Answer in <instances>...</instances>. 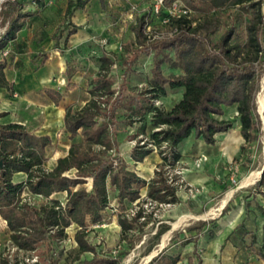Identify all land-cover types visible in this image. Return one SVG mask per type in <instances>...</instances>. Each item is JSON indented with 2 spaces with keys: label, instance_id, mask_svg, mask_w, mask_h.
Returning a JSON list of instances; mask_svg holds the SVG:
<instances>
[{
  "label": "trees",
  "instance_id": "16d2710c",
  "mask_svg": "<svg viewBox=\"0 0 264 264\" xmlns=\"http://www.w3.org/2000/svg\"><path fill=\"white\" fill-rule=\"evenodd\" d=\"M87 1L68 0L65 19L72 15L74 9L83 8ZM173 1L164 0V7H169ZM182 1L194 12L203 15L224 7L234 10L247 8L250 13L241 32H237V28L231 25L220 35L215 47L210 46L207 36V32L215 27L213 21L193 24L194 21L186 17L172 20L176 22L173 35L145 45V26L151 18L149 14L137 18L133 26L135 40L139 45L145 46L146 51L152 52L151 76L148 80L150 88L147 90L150 98L132 96L128 92L127 78L132 70L129 58L121 60V71L118 73L121 81L115 88L112 76L102 72L109 70L114 60L107 52H103L99 58L101 71L88 90L89 98L77 110L71 106L65 109L64 127L71 142L67 153L58 157L50 170L44 168L48 152L54 146L48 135H36L26 125L18 122L0 121V216L7 221L9 240L18 249L34 251L43 248L46 264H59V258H54L50 253L53 249L50 241L53 237L65 236V228L76 224V258L70 264L118 263L117 256L99 254L85 234L90 225L101 223L105 219V211L110 202L109 190L115 192L117 224L122 237L132 246L134 239L130 231L142 223V208L139 207L131 216H127L128 204L135 201L138 204L144 187L146 196L152 201L170 204L179 201L176 186L168 182L163 166L180 158L177 146L191 133L207 144H214L216 133L228 131L231 122L217 117L224 114V106L236 108L239 130L244 139L241 153L246 161H250L251 145L261 134L255 98L264 70V0ZM99 3L102 9L106 8L105 0H99ZM0 6V16L7 24L5 35L0 39V48H3L16 38V32L22 28L26 14L22 11L24 5L20 0H2ZM68 23L65 20L59 23L51 35L53 47L61 55L63 51L60 49V39ZM70 25L64 42L79 29L78 25ZM47 58L48 52L42 51L37 68L42 67ZM164 62L179 69L181 73L165 76L162 70ZM6 66V61L0 60V87L13 93L12 83L6 78ZM64 78L66 86L73 84L68 64ZM167 86L183 87V94L170 110H163L155 106L151 98L164 95ZM45 93L55 104L62 97L61 92L50 87L45 88ZM120 110L125 111L123 118H119ZM148 112H152L151 126L159 127L150 133L151 142L157 146L164 142L167 145L160 150L162 162L149 180L129 167L120 151L118 139L121 130L127 125L143 121ZM3 115L0 112V118ZM143 128L144 124L138 127V131ZM130 137L134 135L131 134ZM150 151L151 148L145 141L138 142L131 149L130 157L135 163L141 162ZM17 172L26 173L25 180L14 181L13 175ZM89 180L90 187H87L85 184ZM263 182L264 169L254 185L259 186ZM24 189L45 197L66 190V204L63 208H56L58 200L55 197L33 206L20 203ZM260 193L264 195L263 191ZM231 209L227 203L220 215L228 214ZM207 223V220H201L197 225L185 229L186 233H195L184 240V243L193 242V253L197 249L199 234ZM167 228V225H162L157 235ZM231 233L225 238V242ZM212 236L210 230L209 237ZM223 247L224 244L220 249ZM85 252L92 255L80 258ZM255 253L264 263V235L262 244L255 248ZM179 259L178 254L161 251L147 264H176ZM0 264L14 263L8 256L0 254ZM198 264H202L200 258Z\"/></svg>",
  "mask_w": 264,
  "mask_h": 264
},
{
  "label": "rangeland",
  "instance_id": "374dc122",
  "mask_svg": "<svg viewBox=\"0 0 264 264\" xmlns=\"http://www.w3.org/2000/svg\"><path fill=\"white\" fill-rule=\"evenodd\" d=\"M20 1L24 5L23 13L26 14L24 24L27 23L28 33L33 32V39L9 41L11 51L3 57L1 55L2 48H0V60H5L10 64L9 68L12 66V69H15L22 62V58L28 56L34 65L32 68L34 75H36L39 70L37 64L40 61L41 50L46 48L49 50V54L57 50L56 48H50L47 37L60 18L58 14L51 15L49 12L55 3L56 9H58L61 1ZM154 1L118 0L108 2L105 9L100 7L99 2L94 3L93 6L89 4L90 16L87 18L85 16L86 22L82 21L80 23L81 30L76 36H69L68 41L64 42V38L71 28L70 23L72 21L70 20L72 18L69 17V23L63 30L60 39V49L63 51L69 66L71 80L78 81L77 87L71 84L70 92L65 89V72L62 75L52 76L48 81V85L54 82L61 84L60 86L65 89L64 92L67 93L68 99L74 100L71 107L77 110L89 98L88 90L93 86L94 78L101 71L99 58L103 52H107L114 63L109 70L102 72H107L108 75L112 76L113 86L117 88L121 81L118 75L121 71V60L129 58L132 70L127 78L128 92L132 96L139 95L140 98H150V93L147 90L150 88L148 80L151 76L152 52L146 51L145 46H141L136 42L133 26L137 18L145 14L150 15V24L153 27L150 29L151 32L147 34L145 45L157 39L169 37L176 31L175 21L162 23L164 13H162V16H156L153 13ZM262 11L264 13V2ZM249 13L250 11L247 8L234 10L224 7L205 15L194 12L190 19L196 23L213 21L215 27L207 32V36L210 46L215 47L220 35L231 25L237 28V32H241ZM77 22L79 23V21ZM6 28L7 24L0 16V39L5 35ZM75 38L78 39V43L74 47L68 46L67 43L70 40L72 43ZM262 46L264 56V37H262ZM57 51L59 52V50ZM162 70L167 77L181 73L179 69L172 68L165 62L162 64ZM7 72L10 73L9 70ZM263 79L264 70L255 98L256 112L260 121L256 102L258 93L262 91ZM182 94L183 87L170 88L167 86L164 95L151 98V100L155 106L163 110H170L181 99ZM124 112V110L119 111V118L124 117ZM217 117L231 122L228 131L217 135V144L214 146L207 145L191 133L177 146L180 158L163 166L165 175L171 181L173 180L172 183L176 186L178 202L170 204L150 201L143 188L138 204H128L126 213L129 216L139 207L142 208V217H140L142 223L137 224L135 229L130 231L134 239L132 246L129 245V241L122 237L120 227L117 224L118 211H116L115 192L109 190L110 202L105 211V219L101 223L90 225L85 233L86 238L95 245L99 254L117 256L119 261L116 264H144L148 255L152 254L155 257L161 251H166L179 255L180 259L176 264H198V259L200 257L204 258L212 239L217 234L224 235L232 232L228 241L236 249L234 251L233 247H230V245L228 247L231 250L229 254L234 255V262L226 264H264L255 253V248L262 244L264 235V195L260 193L264 192V182L259 186L254 185L261 177V174H259L252 177L250 183H245L247 178H250L264 167L262 122L260 137L251 145L250 161H246L241 153L244 139L239 134L240 125L235 106L224 107V114ZM151 118L152 112H148L143 121L127 125L118 134L120 151L129 167L135 169L139 175L147 180L154 176L155 170L159 169V164L162 162L160 150L167 147L165 143L157 146L151 142L150 133L159 129V127L153 128L151 126ZM143 124L144 128L138 131V127ZM131 134L134 137H130ZM62 140L66 141L65 138ZM144 141L151 148V151L142 163L138 164L131 159L130 151L135 144ZM55 146L49 150L48 158L44 163V168L48 170H50L51 157L55 154V149H59L61 152V149H63L57 144ZM143 163H145L148 170ZM90 183L89 180L85 186L90 187ZM228 192H231V197L227 199L226 204L228 203L232 209L227 215L221 216L220 206ZM201 220H207L208 223L201 230L196 252L193 253V243H184V240L188 236L195 235V233H186L185 229L197 225ZM162 225H167L168 228L158 236V230ZM235 226L238 227L233 230ZM6 229L0 224V254L8 256L14 264L47 263L45 249H35L34 251L18 249L9 240ZM210 230H212L213 238L209 237ZM75 231V225L71 224L67 227L65 233L67 232L66 234H69L70 238L73 237L75 241ZM65 236L53 237L50 241L53 248L50 253L54 258H59V264H70L76 258L77 243L75 241V246L72 240L70 243L68 241L64 242ZM163 239L164 242L162 243ZM229 249L226 248L224 252H228ZM91 255L92 253L85 252L79 257H90ZM189 256L193 257V263L188 262L187 258ZM34 258H37L38 261H33ZM205 264L212 263L206 261Z\"/></svg>",
  "mask_w": 264,
  "mask_h": 264
},
{
  "label": "crops",
  "instance_id": "0c3cea01",
  "mask_svg": "<svg viewBox=\"0 0 264 264\" xmlns=\"http://www.w3.org/2000/svg\"><path fill=\"white\" fill-rule=\"evenodd\" d=\"M59 1H61V3L58 6V9H56V3H55V5L50 8V12H49V14L51 15H55V14L59 15L60 19L57 21V25L64 20L65 22H69V18L65 19V10L67 7L68 0H59ZM105 1L107 4L108 2L118 1V0H105ZM98 2L99 0H88L83 8H76L73 10L72 15L70 16L72 19L70 21H72L73 24L78 25L79 29L70 36H76L77 33L81 30L80 23H82V21L85 23L86 22L85 19L90 16L89 4L93 6L94 3L97 4ZM77 21H79V23ZM57 25L53 28L52 32L49 33V36L47 37L49 39L48 44H50L51 49L54 48L53 47L54 40L51 38V35L55 31ZM26 27H27V23L23 24L22 28L16 32V38L13 41H17L19 39L20 40L33 39V35H34L33 32L28 33ZM70 41L67 43V45L70 47H74L78 43L77 38L72 40V43ZM57 50H55L54 53L52 54H49L48 52L49 50L46 48L41 50L48 52V58L44 63V65L39 68L36 75H34L33 73L32 67L34 65L31 61V58L28 56L22 58V62L20 63V65H17L15 69H12L13 68L12 66L11 68H9L10 64L6 62L7 63V66L5 68L6 78L12 83L13 93H16L17 96H14L13 93L9 92L6 88L0 87V112L4 113V115L0 118V121L2 123H10V122L21 123L23 125H26L36 135H48L51 138L52 143L54 145L53 148L56 147L55 146L56 144L63 147V149H61L62 152L59 149H55L54 151L55 154L51 157L52 161H51L50 169L53 168V166L56 163V159L58 157L64 156L67 153V149L69 147L71 139L69 138V134L65 131L64 114H65V109L71 106L72 104H74V100L68 99L69 97L67 96V93L64 92L65 89H68V92H70L71 85H69V87L65 86V89L60 86L61 84H57V82L48 85V81H50V78H52V76L55 75L57 76V74L62 75V73L65 72L66 70V66H67L66 59L64 55H61L60 52H58ZM8 70L10 73L7 72ZM71 82L73 83L74 87H77L78 81L71 80ZM48 87L61 92L62 97L58 102V104L52 102V100L45 93V88ZM224 132H218L215 134L214 144H207L204 140H202L201 138L200 139L203 141V143L210 146H214L218 142L217 135L218 134L221 135ZM239 134L242 137L240 130H239ZM61 138L62 139L65 138L66 141L62 140ZM136 163L139 164L142 163V161ZM143 164L145 165V163ZM146 169L148 170L147 167ZM25 178H26V173L24 172H17L14 173L13 175L14 181H23L25 180ZM144 189L146 191L145 187ZM226 202L225 204L221 205L220 208L221 211L222 208L226 205ZM228 234L221 235L219 233L214 238L213 236L211 237L213 239L211 241L209 250L207 251L204 258L200 257L202 264H205L206 261L212 264H226V263L234 262V255L229 254L231 252L229 248L230 247L234 248V246L228 240L225 242V238L228 236ZM222 244H224V247L223 249H220ZM228 245H230V247H228ZM226 248L229 250L228 252L225 253L224 250ZM235 249L236 248H234V251ZM188 258L190 259L188 260ZM188 258H187L188 262L193 263L194 261L193 257L189 256Z\"/></svg>",
  "mask_w": 264,
  "mask_h": 264
},
{
  "label": "built area",
  "instance_id": "2783aa9c",
  "mask_svg": "<svg viewBox=\"0 0 264 264\" xmlns=\"http://www.w3.org/2000/svg\"><path fill=\"white\" fill-rule=\"evenodd\" d=\"M153 13L156 16H162V13H164V15L162 16L163 18H162L161 22L162 23H169L172 20H175V19H178L181 17H186V18L190 19L191 16H193L194 11L190 7L185 5L182 0H174L169 7H164V0H155L154 5H153ZM194 23L195 22H193V24ZM151 27H153V26L150 24V22L146 24V26H145L146 35L148 34V32H151V30H150ZM10 51H11V47L9 46V44H7L2 48L1 55L3 57H5L10 53ZM13 95L17 96L16 93H13ZM45 170H48V169L45 168ZM167 180L170 184L173 185V183H172L173 180L171 181L168 176H167ZM52 197H55L58 200V205H56V208H59V207L63 208L65 206L66 200H67V191L66 190L60 191L57 193H53L49 197H45L40 193H32L28 189H24L21 193L20 203H26L28 205L33 206V205H37L41 201L46 202L48 199H50ZM150 201H152V200H150ZM133 203H137V201H135ZM127 216H129V215L127 214ZM0 224L7 228V221L4 218H2L1 216H0ZM74 225L77 229L78 227L76 226V224H74ZM66 229H67V227L65 228V230ZM50 231L52 232L53 229H50ZM71 240H72V243L76 246V243L73 240V237L70 238L69 234H66L65 238L63 239L64 242L68 241L69 243ZM32 260L36 262L37 258H34Z\"/></svg>",
  "mask_w": 264,
  "mask_h": 264
},
{
  "label": "bare ground",
  "instance_id": "6f19581e",
  "mask_svg": "<svg viewBox=\"0 0 264 264\" xmlns=\"http://www.w3.org/2000/svg\"><path fill=\"white\" fill-rule=\"evenodd\" d=\"M261 88H262V91L258 93V95H257V102H256V103H257L258 112H259V115H260V118H261V122H262V131H263V134H264V79H263V82H262V86H261ZM263 141H264V138H263ZM260 171H261V170H258L256 173L253 174V176H251L250 178H247L246 181H245V183H250L252 177H254L255 175H259V174H260ZM254 181H255V180H254ZM243 182H244V181H243ZM230 194H231V192H228V193L226 194V197L223 198L224 200L222 199L223 202H222L221 205H223V204L227 201V199H228L229 197H231ZM223 197H224V196H223ZM220 208H221V206H220ZM163 242H164V239H163L162 243H163ZM156 251H157V250H156ZM149 253H150V252H149ZM151 253H152V252H151ZM150 257H153V255H152V254L148 255L147 258L145 259L146 261L144 262V264L147 263V261L149 260Z\"/></svg>",
  "mask_w": 264,
  "mask_h": 264
},
{
  "label": "water",
  "instance_id": "95a60500",
  "mask_svg": "<svg viewBox=\"0 0 264 264\" xmlns=\"http://www.w3.org/2000/svg\"><path fill=\"white\" fill-rule=\"evenodd\" d=\"M1 1H2V0H0V3H1ZM263 169H264V167L261 169L260 174L262 173ZM224 204H225V203H224ZM151 259H152V257L149 258V261H150ZM149 261H148V262H149ZM148 262H147V263H148Z\"/></svg>",
  "mask_w": 264,
  "mask_h": 264
}]
</instances>
